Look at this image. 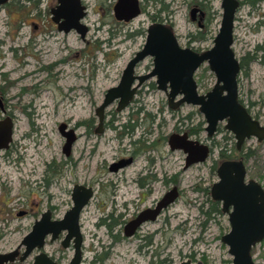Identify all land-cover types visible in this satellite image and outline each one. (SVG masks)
<instances>
[{"label": "rangeland", "instance_id": "rangeland-1", "mask_svg": "<svg viewBox=\"0 0 264 264\" xmlns=\"http://www.w3.org/2000/svg\"><path fill=\"white\" fill-rule=\"evenodd\" d=\"M84 1L87 14L82 22L88 27L84 40L72 30L67 33L56 30L49 14L55 0H9L0 6V64L3 66L0 65V90L4 114H11L13 122L12 151L7 158H0V253L14 249L37 213L44 209L45 201L48 202L44 179L48 180L50 203L59 213L71 205L72 184L76 179L86 180L83 169L89 163L88 144L77 139L65 156L61 150L64 138L57 126L64 123L66 129L73 131L77 119L92 117L93 107L100 103L107 88L117 84L125 63L143 42V35L134 31L148 22L145 14L126 24H116L104 8L100 12L97 0ZM163 3L170 14L159 13L160 21L172 26L179 46L202 51L212 45L220 19L219 0L211 1V9L216 13L202 38L187 19V0H163ZM234 16L231 49L234 57L243 62L237 77V98L253 118L264 124V0H239ZM189 34L197 38L191 41ZM150 67L147 56L134 71L143 74ZM25 74L32 75L21 78ZM152 80H146L145 85ZM194 80L198 93H204L214 83V76L203 63L195 71ZM10 94L16 97L9 99ZM138 108L141 110L135 113ZM104 111L108 122L114 114L112 129L105 128L92 139L101 143L109 137L110 147H105L104 153L97 145L91 162H97L96 171L87 174L95 181L96 194L80 220L81 264H179L184 260L231 264L226 246L220 241V236L228 230L227 216L218 207V211L212 209L209 193H205L216 181L211 165L218 158L217 152L223 147L227 153L232 152L234 139L223 129L224 122L218 124L209 141L211 155L185 170L182 169L183 154L177 150L169 152L163 144L157 149L145 147L138 153L124 171L126 177H133L154 158L153 167L157 172L176 176L179 192L155 222L142 225L136 236L122 238L117 234L118 224H113L111 229L97 225L100 218L113 210L108 183L110 179L114 181L115 175L107 172L105 166L115 156L129 153L133 148L127 137H123L121 147L115 140L121 124L130 115V122H137L131 140L139 137L148 145L158 135L178 132L175 128L185 132L195 130L189 137L203 141L204 120L196 107L189 104L170 110L165 95L155 87L136 94L120 112L114 111V104ZM244 147L251 151L245 161L246 178L254 179L264 189V138L258 143L250 139ZM77 154L82 155L81 161L77 160ZM14 156H21L22 160ZM30 161L34 167L31 172L30 165L25 164ZM162 192V185L157 186L140 205L131 204L129 212L148 205ZM19 210H28V213L16 216ZM119 212L123 208L116 206L113 215ZM110 221L105 219L106 223ZM41 250L58 264H67L72 254L70 248H61L55 240H46ZM35 252L24 261L12 264H31ZM251 255L253 264H264V239L252 248Z\"/></svg>", "mask_w": 264, "mask_h": 264}, {"label": "water", "instance_id": "water-1", "mask_svg": "<svg viewBox=\"0 0 264 264\" xmlns=\"http://www.w3.org/2000/svg\"><path fill=\"white\" fill-rule=\"evenodd\" d=\"M8 1L0 0V6ZM236 6V0H221L222 13L218 30L213 37L212 45L203 51L179 47L167 24L149 25L142 45L124 65L117 84L104 91L102 100L96 108L99 125L102 110L108 104L116 100L117 110L127 105L135 89L131 86L135 78L141 82L154 76L157 88L165 92L169 107H176L181 103L197 107L204 118L207 136L212 135L219 121L225 120L224 128L233 134L237 147L249 136H254L260 141L264 136V127L252 119L237 100L235 77L239 66L230 48ZM49 13L57 31L67 33L72 30L83 40L87 28L80 22L85 13L80 0H55V5L50 8ZM138 13L137 0H116L113 5V15L117 20L128 21ZM147 56L152 60L150 72L135 76L133 74L135 64ZM202 62L207 63L215 81L209 91L198 94L192 73ZM166 84L169 87L168 92L165 89ZM63 128L64 124H59V130L65 137L62 149L67 153L73 140V132L72 130L62 132ZM10 135L11 122L5 117L0 120V149L6 148ZM167 142L171 149L181 150L185 154V166L202 161L208 152L205 145L188 139L185 133H172ZM244 176V168L240 161L226 160L218 165L217 179L209 187L211 199L220 203L221 211L227 216L228 230L220 236V241L226 246L231 264H253L252 247L264 238V191L254 180H244ZM77 189V186L72 188L71 206L61 219L50 220L48 212L42 213L14 250L0 253V264L14 260L20 247L22 251L18 256L19 261L24 260L35 250L32 264H56L41 249L47 235L52 241L60 231L66 233L61 240L63 247L67 246L70 239L72 240V254L67 264H79L81 236L77 219L90 191L86 189L84 194L79 195ZM175 196L176 190L173 188L163 195L154 208L143 210L125 227L133 229L141 221L153 219L159 209ZM179 264L202 263L184 260Z\"/></svg>", "mask_w": 264, "mask_h": 264}, {"label": "flooded vegetation", "instance_id": "flooded-vegetation-1", "mask_svg": "<svg viewBox=\"0 0 264 264\" xmlns=\"http://www.w3.org/2000/svg\"><path fill=\"white\" fill-rule=\"evenodd\" d=\"M211 1L212 0H187V3H186V12H187V19L190 23H192L193 25H195L196 29H197V33H198V37H203L205 34H206V29H207V25L211 19V17L216 13V11L212 10L211 9ZM237 1V6L234 10V13H233V20H232V30H233V22H234V15L236 13V10L239 6V0H236ZM116 2V0H109V1H106V0H97L96 1V4H97V8L100 10V12L102 11V9L104 8L105 11H107V13L109 14L110 18H111V21L113 23H116V24H126L127 22H129L130 20L128 21H122V20H117L114 18V15H113V5L114 3ZM80 3L81 5L83 6L84 8V16L81 18L80 22L82 24H84L82 22V19L86 16L87 14V11H86V3L84 0H80ZM220 3H221V0H219V8H220V15H219V18L221 19V13H222V9L220 7ZM137 4H138V10H139V13L138 15L140 14H145L146 17H147V20L148 22L144 25H142L141 27L137 28V30L134 31V34H142L143 35V41L145 39V35H146V29L149 25L153 24V23H164L163 21H160L161 18L159 16V13H163L165 12V15H168L170 14L167 10V7L166 5L163 3V0H137ZM55 5V4H54ZM54 5L52 7H54ZM51 7V8H52ZM50 10V9H49ZM103 13V11L101 12ZM50 14V13H49ZM137 15V16H138ZM135 18V17H134ZM133 19V18H132ZM220 19H219V23H220ZM51 21V20H50ZM54 24V23H53ZM55 25V24H54ZM85 25V24H84ZM86 26V25H85ZM169 27L171 29V32L173 34V36L175 37L174 33H173V28L172 26L169 24ZM218 27H219V24H218ZM56 28V26H55ZM87 28V31H88V27L86 26ZM218 30V28H217ZM86 31V33H87ZM85 33V35H86ZM133 33L130 35L128 34V36H133L134 35ZM216 34V33H215ZM85 35H84V38H85ZM215 36V35H214ZM213 36V37H214ZM232 36V35H231ZM79 37V36H78ZM83 38V40H84ZM188 38L192 40H195L197 38V35L194 36L193 34H189L188 35ZM80 39V38H79ZM176 39V37H175ZM213 40V39H212ZM177 42V40H176ZM143 43V42H142ZM232 43V42H231ZM178 44V43H177ZM142 45V44H141ZM179 46V44H178ZM181 48H184L182 46H179ZM189 48V47H188ZM230 48H231V45H230ZM191 49V48H190ZM207 49V48H206ZM193 50V49H192ZM205 50V49H204ZM232 50V49H231ZM195 51V50H194ZM203 51V50H202ZM234 55V54H233ZM235 58V57H234ZM144 59V58H143ZM142 59V60H143ZM138 61L135 66H134V69H133V74L135 76H140V75H145L147 74L148 72H150L151 68H152V60L150 58V63H151V67L148 71H146L145 73L143 74H137L135 73V67L142 61ZM237 60V59H236ZM128 61V60H127ZM238 62V66H239V69H238V72L236 74V77H235V82H236V94H237V77H238V74L240 72V69L242 67L241 65V60H237ZM205 63L206 66H207V63L206 62H202L200 63L197 68L194 70V72L192 73V79L194 80V73L195 71L198 69V67ZM126 64V63H125ZM1 67L2 64H0ZM54 66V65H53ZM124 68V67H123ZM122 68V69H123ZM208 68V66H207ZM209 71H211L209 68H208ZM122 71V70H121ZM212 72V71H211ZM213 73V72H212ZM121 74V73H120ZM32 74H25L23 75L21 78H25V77H28V76H31ZM214 76V74H213ZM11 80L12 78L9 77ZM20 78V79H21ZM153 79L151 82H149L147 85H145V81L148 80V79ZM18 79V80H20ZM17 81V80H16ZM214 81H215V77H214ZM195 82V80H194ZM214 84V83H213ZM212 84V85H213ZM195 85H196V82H195ZM133 87H135L134 89V92H133V95L131 97V99L129 100V102L127 103V105L119 110L116 109V106H117V101L114 100L112 103L108 104L107 106L111 105V104H114V111L115 112H120L122 111L123 109H125L130 103L131 101L133 100V97L138 94V93H142V91L144 89H149V90H152L153 87H155L156 89L157 88V84L155 82V77L154 76H151V77H148L144 80H142L141 82H138V80L135 78L132 82V85ZM212 87V86H211ZM211 87L206 90L205 92L209 91L211 89ZM166 92L169 91V87L167 86L166 84ZM160 91H162L161 89H158ZM196 91H197V86H196ZM163 94L165 95V92L162 91ZM204 92V93H205ZM198 93V91H197ZM198 94H203V93H198ZM11 98H15L16 96L14 94H10L9 96ZM177 98V97H176ZM8 99V100H9ZM4 98H3V95H2V91L0 90V113H1V117H0V120L4 119L5 117H8L10 119V122H11V135H10V141L7 143V146L6 148H3V149H0V158H7V155H9V153L12 151L11 149V146H12V141H11V136H12V128H13V122H12V118H10V115L11 114H4L5 111V107H4ZM102 100V99H101ZM165 100H166V97H165ZM238 100V98H237ZM101 102V101H100ZM239 102V100H238ZM240 104H242L241 102H239ZM100 104V103H99ZM98 104V105H99ZM185 103H181L179 104L178 106L176 107H169L167 105V102H166V105L167 107L170 109V110H175L177 109L178 107H180L181 105H183ZM97 106H94L93 107V116L92 117H88L87 119H77L75 124H74V130L78 131L80 128H82L79 132L76 133V131H72L73 132V140H72V143L70 145V148L73 144V142H75L77 139H82L85 144H88L87 146V153H86V157L88 159V166L85 167L83 170L85 171V174H86V180H80V179H76L75 180V183L72 184L70 190H69V200L71 202V192H72V188L74 186H77L78 189H77V193L79 195L81 194H84V190L88 189L90 191V195L89 197L86 199V202L84 203V205L82 206V208L80 209L79 211V214H78V219H77V223H78V229H79V232H80V236H81V245H80V262L79 264H81V257H82V245H83V235L80 231V228H81V223H80V220L82 218V215H83V212H85V209L86 207L90 204V202L92 201V199L95 197V194H96V189L94 188V183L95 181L92 179L91 176H88V172L92 170V173H93V170L96 171V166L95 164L97 162L93 161L92 162V159L94 158V155H95V152H96V148L98 146H100V150H102L104 152V149L105 147H110V145L108 144L109 142V137H107L106 139H104L101 143H99L97 140H93L92 138L93 137H96L97 135L101 134L105 128H111L112 129V125H111V122L113 121L114 119V114L112 116V118L109 120H105V116H104V109L107 107H104V109L102 110V113H101V122H100V125H99V122H98V115L96 114V108L98 107ZM190 105V104H189ZM243 105V104H242ZM193 106V105H191ZM244 106V105H243ZM196 107V106H195ZM244 108L246 109V112L249 114L246 106H244ZM197 109V107H196ZM141 109L138 108L137 111L135 113H138ZM198 111V110H197ZM200 113V112H199ZM249 116L252 118V119H255L253 118L250 114ZM129 117H131L130 115L128 116L127 120L125 122H123L121 124V130L119 132H117L116 134V139L117 140V143L120 145L121 147V144H122V140H123V137H127L128 139H130V143L133 145V148L131 150V152L129 153H125V154H119L117 156H115L113 159H111V161L105 166L107 172L111 173L112 175H115V177L113 178V180L110 179V182L108 183V193H109V202L110 204L112 205V209L109 213L106 214V217L105 218H100L99 219V222H97V225L98 224H101V225H105L107 228L111 229L112 225L113 224H118V233L122 238H129V237H133V236H136L137 232L139 231V229L142 227V225H144L145 223H152V222H155L156 219L160 216V214L167 209V207L173 203V201L177 198L178 196V192H179V189H178V182L176 180V176L174 175H166L165 172L163 174H160L159 172L156 171V168L153 167V164H154V158H151L150 159V163H149V166H143L142 168H139L137 170V172L135 173V175L133 177H126L125 175V170L128 168L129 165H131L135 160H136V156L138 155L139 152H141L142 150H144L145 147H150L151 149H157L158 145H165L168 149L169 152H172V151H180L182 153L181 150H178V149H171L169 146H168V137L169 135H171L172 133H178V134H182V133H185L187 138L188 139H191V140H196V139H192L189 137V135L192 133V132H196L195 130H192V129H187V131L189 132H185V131H179L177 128H175V130H177L178 132H169L168 134H164V135H158L154 140L151 141V143H149L148 145H145L143 140L139 139V137L135 138V139H132V133L134 131V128L136 127L137 125V122L136 120L134 122H130L131 120L129 119ZM203 117V116H202ZM204 120V118H203ZM257 120V119H255ZM258 121V120H257ZM220 122H224L225 123V120H221L219 121L216 126H215V130L214 132L212 133L215 134V132L218 130V124H220ZM258 123L260 124V122L258 121ZM61 124V123H59ZM59 124L57 126V129H58V132L59 134L64 138V141H65V137L63 136V134L60 132L59 130ZM64 124V123H63ZM261 126L264 127V124H260ZM223 129L224 128V124H223ZM205 128V121H204V126H203V131L205 132V139L203 141H199V140H196L197 142H199L200 144H203L207 147V155L206 157L202 160V161H198V162H194V163H190L188 164L187 166H185V160H184V157H185V154H183V165H182V169L185 170L187 168H189L190 166L194 165V164H197V163H202L204 162L212 153V145L210 144V140L212 138V135L211 136H207L206 135V131L204 130ZM226 130V129H225ZM65 131H68V129H66L65 127V124H64V128L62 129V132H65ZM228 131V130H227ZM75 132V133H74ZM230 132V131H228ZM231 133V132H230ZM232 134V133H231ZM232 137H233V134H232ZM264 138V136H263ZM263 138L260 140L262 141ZM234 139V137H233ZM250 139H254L255 142H260V141H257L256 138L254 136H249L248 138H244L242 140V142L240 143V145L237 147L236 144H235V139H234V142H233V147L231 148L232 152H226V148L223 147V148H220L219 151L217 152V160H213L212 162V165H211V169L214 171L215 173V176H216V169L218 167V165L223 162V161H226V160H235V161H240L243 165V168H244V172H245V176H244V180H248V179H252V178H246V169H245V161L247 160V158L249 157L251 151H250V148H245L244 145L245 143L250 140ZM64 141H63V144H64ZM63 144L61 146V150H62V153L67 156L69 155L70 153V148L68 150L67 153L64 152V150L62 149L63 147ZM99 144V145H98ZM98 145V146H97ZM105 153V152H104ZM103 157H104V154H103ZM14 158L16 160H19L21 161L22 160V157L21 156H14ZM105 158V157H104ZM82 159V155L81 154H77V160L78 161H81ZM32 161L30 162H26L25 164L29 167L28 171L31 172L33 170L32 168ZM17 164V163H16ZM19 167V165L17 166V168ZM31 168V169H30ZM18 170V169H17ZM19 171H21L19 169ZM27 171V172H28ZM20 175V174H19ZM162 175V177L160 178V176ZM88 177V178H87ZM217 179V178H216ZM254 180V179H252ZM255 181V180H254ZM215 182V181H214ZM257 182V181H255ZM44 183H46V187H45V190L47 192V197H48V202L45 201V206H44V209L41 210L40 212L37 213V217L32 221V223L36 220V219H39L40 215L44 212H48L49 214V218L50 220H59L63 217V215L65 214V212L69 209V206L66 210H63L61 213L58 212V208H56L55 205L51 204L50 203V200L52 198L51 196V193L49 192L48 190V187L49 185H47L48 183V180L44 179ZM213 183V182H212ZM211 183V184H212ZM258 183V182H257ZM210 184V185H211ZM259 184V183H258ZM162 185L163 187V192L160 193L154 200H152L148 205H145V206H142L140 208H136L135 210L129 212L128 210V207L133 204V203H136V206L137 205H140V203L142 202L141 200L146 197V196H149L150 194L154 193L157 189V186H160ZM260 185V184H259ZM210 187V186H209ZM260 187L262 188V190L264 191L263 187L260 185ZM175 189L176 190V196L175 198L168 202L164 207H161L159 209V211L156 213V215L154 216L153 219H146V220H143L141 221L138 225H136L133 229H130V227H125V225L130 222L131 220H133L140 212H142L143 210L145 209H152L155 207L156 203L163 197V195L170 191L171 189ZM203 190H206L203 189ZM205 193H209V188H208V192L206 191ZM131 195L135 196L136 198L132 199ZM131 197V198H130ZM210 197V195H209ZM210 201L211 202H215L217 204V207L219 208V212L223 213L221 211V208H220V203L218 201H215L213 199H211L210 197ZM103 203L102 202L100 205L103 206ZM116 206H121L123 208V212H119L118 214L116 215H113V211L115 209ZM28 213V210H19L16 212V216H21V215H24V214H27ZM225 214V213H223ZM105 219H110L111 221L109 223H106L105 222ZM111 224V225H110ZM32 225V224H31ZM31 228V226H30ZM30 230V229H29ZM28 230V231H29ZM27 231V232H28ZM26 232V233H27ZM127 232H130V234H126ZM25 233V234H26ZM24 234V235H25ZM65 231H60L57 233V237L54 239L55 241H58L59 242V245L61 246V248H70L72 250V240L70 239L67 243V246L66 247H63L61 245V240L64 238L65 236ZM23 235V236H24ZM22 236V237H23ZM50 236L47 235L45 238H44V244H45V241L48 240L50 241L49 238ZM264 239V238H263ZM262 239V240H263ZM21 240V239H20ZM52 240V241H54ZM50 241V242H52ZM20 242V241H19ZM259 243V242H258ZM256 245V244H255ZM254 245V246H255ZM44 246V245H43ZM42 246V247H43ZM253 246V247H254ZM252 247V248H253ZM16 248V247H15ZM14 248V249H15ZM12 249V250H14ZM10 250V251H12ZM8 251V252H10ZM22 251V247L18 248V253L17 255L14 257V260L10 261V262H7L5 264H12L14 263L15 261L17 262H22V261H19L18 260V256L20 255ZM42 251V250H41ZM252 251V250H251ZM7 253V252H5ZM45 253V252H44ZM35 254V253H34ZM30 256V255H29ZM34 256V255H33ZM33 256H32V259H33ZM52 260H54L56 262V264H58V261L55 260L54 258H52L51 256H49ZM70 259V258H69ZM99 261H101L102 259L99 258L98 259ZM69 261V260H68ZM68 263V262H67ZM31 264H32V261H31Z\"/></svg>", "mask_w": 264, "mask_h": 264}, {"label": "trees", "instance_id": "trees-1", "mask_svg": "<svg viewBox=\"0 0 264 264\" xmlns=\"http://www.w3.org/2000/svg\"><path fill=\"white\" fill-rule=\"evenodd\" d=\"M241 65H243V62L242 61H241ZM211 207H213L212 208L213 210L218 211L217 204L215 202H211Z\"/></svg>", "mask_w": 264, "mask_h": 264}]
</instances>
